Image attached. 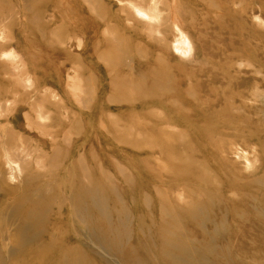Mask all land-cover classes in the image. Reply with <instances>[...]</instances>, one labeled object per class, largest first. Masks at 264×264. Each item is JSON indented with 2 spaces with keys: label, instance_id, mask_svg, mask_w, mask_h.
Wrapping results in <instances>:
<instances>
[{
  "label": "rangeland",
  "instance_id": "rangeland-1",
  "mask_svg": "<svg viewBox=\"0 0 264 264\" xmlns=\"http://www.w3.org/2000/svg\"><path fill=\"white\" fill-rule=\"evenodd\" d=\"M154 1L149 29L128 0H0V159L23 173L0 211L46 214L28 264H234V212L264 208V0ZM0 219V264H25Z\"/></svg>",
  "mask_w": 264,
  "mask_h": 264
},
{
  "label": "bare ground",
  "instance_id": "bare-ground-1",
  "mask_svg": "<svg viewBox=\"0 0 264 264\" xmlns=\"http://www.w3.org/2000/svg\"><path fill=\"white\" fill-rule=\"evenodd\" d=\"M128 2L130 3V10L132 11L133 17L136 21V25L138 24L139 21L144 22L145 26H147L149 29L152 26L149 25H154L155 27H159L160 26V11L159 10V6L158 4L155 3L154 0H149L148 3L147 0H128ZM118 3V2H117ZM125 3V2H124ZM119 4H121L119 2ZM145 4H148V7H145ZM127 5V4H126ZM125 7V6H124ZM162 7V6H161ZM124 9V8H123ZM128 9V8H127ZM169 11V10H168ZM163 13V12H162ZM124 15V14H123ZM173 15V14H172ZM169 18V17H168ZM1 19V18H0ZM4 19V18H3ZM176 20V19H175ZM138 21V22H137ZM175 22V21H173ZM178 22V21H177ZM181 22V21H180ZM129 23V22H128ZM168 24V23H167ZM174 24V25H173ZM172 25L174 26V30L176 33L177 38L174 39L175 41L172 43V47H173V51L174 53H176L179 57L181 58H190L192 52H193V44L191 43L190 39L187 37V35L181 30L179 29L178 25L176 23H173ZM183 25V24H182ZM148 29V31H149ZM153 29V28H151ZM156 29V28H155ZM158 30V29H157ZM156 31V33H158L159 31ZM173 30V29H172ZM2 32V31H1ZM3 33V32H2ZM0 33V34H2ZM160 33V32H159ZM140 34V32H139ZM148 34V33H147ZM153 34V33H152ZM155 34V33H154ZM3 34L0 36V40L2 39ZM155 36V35H153ZM158 36V35H157ZM164 36V35H162ZM139 37V36H138ZM161 37V36H160ZM5 38V37H4ZM163 38V37H162ZM2 41V40H1ZM6 41V40H4ZM160 41V40H159ZM3 42V41H2ZM161 42V41H160ZM129 43V42H128ZM131 43V42H130ZM130 45V44H129ZM162 47V46H161ZM169 49V48H168ZM155 53V52H154ZM158 53V51H157ZM169 53V51H168ZM194 53V52H193ZM163 54V52H162ZM164 56V55H163ZM218 56V55H217ZM147 57V56H146ZM166 57V56H164ZM18 55L12 52H8V53H1L0 55V59L5 61V59L9 60L11 59L13 60H17ZM176 60V59H175ZM212 60V59H211ZM9 62V63H13V62ZM131 61V59H130ZM134 61V60H133ZM148 62V61H147ZM166 62V61H165ZM19 63V62H18ZM159 63V62H158ZM14 64V63H13ZM152 65V64H150ZM168 66V64H167ZM166 66V67H167ZM13 67V66H12ZM11 68V67H9ZM133 68V67H132ZM161 68V67H160ZM15 69V67L13 68ZM12 69V71H13ZM11 70V69H10ZM133 70V69H132ZM11 71V72H12ZM130 72V71H129ZM157 72V70H156ZM8 75V74H7ZM137 75V74H136ZM175 77V76H174ZM180 78V77H179ZM21 82V81H20ZM168 82V81H167ZM27 84V82H25ZM30 83V82H29ZM28 83V85L30 86V84ZM166 84V82H164ZM163 83V84H164ZM213 84V83H212ZM160 85V84H159ZM169 85V83H168ZM214 85V84H213ZM154 86V85H153ZM164 86V85H163ZM173 86V85H172ZM204 86V85H203ZM156 88H158V86H154ZM153 87V88H154ZM161 87V86H160ZM200 87V86H199ZM214 87V86H212ZM240 87V86H239ZM27 88V87H26ZM152 88V87H151ZM152 88V91H153ZM155 88V89H156ZM215 89V88H214ZM175 90V89H174ZM205 90V89H204ZM213 90V89H212ZM216 90V89H215ZM153 95L155 94L154 92H152ZM157 92V91H156ZM186 93V92H185ZM157 94V93H156ZM187 94V93H186ZM211 94V93H210ZM152 95V96H153ZM190 94H188L189 96ZM155 96V95H154ZM156 97V96H155ZM13 99V98H12ZM7 101V100H6ZM5 101V102H6ZM9 101V100H8ZM9 103V102H8ZM180 103V102H179ZM222 103V101H221ZM5 104V103H4ZM7 104V102H6ZM178 104V103H177ZM1 105V104H0ZM180 105V104H179ZM182 105V104H181ZM7 106V105H6ZM220 106V104H219ZM4 107V106H3ZM221 107H225L221 106ZM5 108V107H4ZM6 109V108H5ZM43 109V108H42ZM225 111V110H224ZM39 112V111H38ZM38 112L36 114H38ZM202 112V111H201ZM40 113V112H39ZM35 114V115H36ZM202 114V113H201ZM41 116V114H39ZM37 115V116H39ZM39 116V117H40ZM42 117V116H41ZM40 117V118H41ZM38 118V117H37ZM38 118V119H40ZM42 119V118H41ZM61 120V119H60ZM38 122H40L38 120ZM59 122V121H58ZM10 136V134H9ZM12 137V136H11ZM20 137V136H19ZM18 137V138H19ZM13 139V138H12ZM19 140V139H18ZM22 140V138H21ZM25 140V139H24ZM24 140H22L23 142H25ZM19 143V142H18ZM22 143V142H20ZM19 143V144H20ZM5 145V144H4ZM3 145V146H4ZM22 145V144H20ZM24 146V144H23ZM19 147V146H18ZM26 147V146H25ZM1 148V147H0ZM6 148V147H5ZM4 148V149H5ZM17 147H15L16 149ZM22 149V148H20ZM18 148V151L20 150ZM11 150V149H10ZM30 150V149H29ZM14 151V149H13ZM11 150V152H13ZM17 151V152H18ZM23 151V150H22ZM3 152V150H2ZM8 152V151H7ZM25 152V150H24ZM27 152V151H26ZM238 152V151H237ZM15 154H17L16 152H14ZM19 153V152H18ZM28 153V152H27ZM26 153V154H27ZM20 154H22L20 152ZM19 154V156H20ZM24 154V153H23ZM22 154V155H23ZM31 154V153H30ZM17 156V155H16ZM29 156V155H26ZM25 157V156H23ZM31 157V156H30ZM27 158V157H26ZM24 158V160L26 159ZM238 158V157H237ZM17 159V158H16ZM30 159V158H29ZM3 163V169L0 168V173L4 172L6 173L5 176V180L7 181L8 184H17V181L19 179V177L23 176L21 174L22 169L21 166L19 164V160L18 161H14L12 158V155L10 153H7L3 159H0ZM27 160V159H26ZM40 160V159H39ZM23 161V160H22ZM25 162V161H24ZM27 165V164H26ZM1 166V164H0ZM28 166V165H27ZM83 168V167H82ZM86 169V168H85ZM2 175V174H1ZM21 175V176H20ZM86 175V174H85ZM2 178V176H1ZM3 180V179H1ZM21 181V180H20ZM43 183V182H42ZM41 183V184H42ZM3 185V184H2ZM7 189V188H6ZM23 190V189H20ZM0 191L3 192V188L0 186ZM46 191V190H45ZM15 193V192H14ZM17 193V192H16ZM32 193V192H31ZM46 193V192H45ZM55 194V193H54ZM12 195V193H11ZM52 196V195H51ZM9 198V197H8ZM95 199V197H93ZM98 198V197H97ZM50 199V197H49ZM104 199V197H103ZM252 199V198H251ZM57 201V200H56ZM254 201V200H253ZM106 204V203H105ZM98 207V206H97ZM261 207V206H260ZM263 207V206H262ZM108 208V207H107ZM219 211V210H217ZM40 212H43V214H40ZM234 214L236 215L237 219H235V221H237V223L235 225L234 230L235 235L237 238H235L234 240L236 242H234V250L236 252V254H234V264H264V208H252L251 209V213L249 214H237L234 212ZM10 213L9 211H5L2 212L0 211V218L5 217V219L9 220V222L7 223V228H8V234L11 233L14 235V239H12V241L8 244L7 246V250L6 247H4L3 249L6 250L5 254H6V258L8 260L13 259V257H20L21 261H23V263L28 264L29 260L31 258H35L36 255L39 253L41 255H44L45 253L40 251V249L36 251H32V250H28L25 253H23V248H27L29 246L35 245L38 242H35V240L33 241L32 239H25L26 237H28L29 235H32V237H34L36 240L39 239V237H41V234L44 232L43 230L41 231H37V229L39 227L44 226V220H42L39 216L45 217V212L41 209V211H39V209H34V210H27L26 212H24L21 216V218H13V219H9L10 218ZM225 215V214H224ZM17 215H15L16 217ZM222 216V215H221ZM1 220V219H0ZM242 221H246V224H240V222ZM5 226V227H6ZM214 228V227H213ZM203 229V228H202ZM46 230V229H45ZM227 230V229H226ZM201 231V230H200ZM206 231V230H205ZM208 232V231H207ZM223 232V231H222ZM210 233V232H209ZM225 232H223L224 234ZM10 235V234H9ZM214 234L212 233V236ZM25 239V240H24ZM219 240V239H218ZM248 241V242H243V241ZM35 242V243H34ZM92 243V242H91ZM90 245V244H89ZM92 245V244H91ZM148 245V244H147ZM169 245V244H168ZM165 245V246H168ZM171 246V245H170ZM169 247V246H168ZM228 249V248H227ZM97 250V249H96ZM99 250V249H98ZM137 251V250H136ZM39 252V253H38ZM210 250H207L204 252V257H201L200 255L196 254V253H191V252H183L184 256H185V260H183L182 262H178V256L176 254H169V258L171 259V261L175 264H215L217 263L216 260H212L210 261L208 257H206L208 254H210ZM102 254V253H101ZM37 255V256H38ZM107 255V254H106ZM67 257V256H66ZM65 256H63V259H65L62 264H71L69 262H67ZM168 258V259H169ZM112 259V258H111ZM208 259V260H207ZM33 260V259H32ZM31 260L30 263H33ZM140 260V259H139ZM228 263L227 260L226 261H222L221 259V264H225ZM14 264V263H13ZM17 264V263H16ZM49 264V263H47ZM117 264V262H116ZM172 264V263H171Z\"/></svg>",
  "mask_w": 264,
  "mask_h": 264
}]
</instances>
